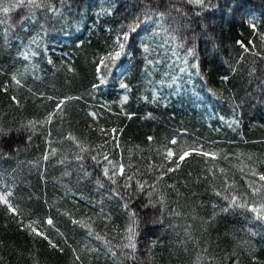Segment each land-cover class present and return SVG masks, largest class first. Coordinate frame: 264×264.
Instances as JSON below:
<instances>
[{
  "label": "trees",
  "instance_id": "trees-1",
  "mask_svg": "<svg viewBox=\"0 0 264 264\" xmlns=\"http://www.w3.org/2000/svg\"><path fill=\"white\" fill-rule=\"evenodd\" d=\"M51 2L57 7L60 5V0H51ZM164 2L166 3V0ZM204 3L203 9L198 5L187 3L178 5L182 6L191 18L190 30L182 32L181 35L196 36L194 42L204 77L200 79L187 72L180 73V67L183 65L176 63L170 75L179 77L177 80L179 89L169 88L167 81L164 87L158 86L161 73L168 70L167 59L151 78L157 82L156 84L150 83L149 78L145 76L143 64L137 59L139 53L136 52L141 37L145 35L141 31L132 34L126 48L129 55L121 57L113 66L108 83L98 90L95 99H90L88 96L91 84L98 82L95 78L94 59L111 50L119 26L127 23L134 14L141 11L140 0H113L112 3L108 0L101 7H97L94 0H72L71 9L66 6L64 15L59 18L38 12V22L25 25L28 31L17 29V32L12 34L22 36L24 44H27L31 37L36 36L38 42L31 50L36 51L37 55L30 61H25L21 56L23 46L18 41L12 39L10 47L5 50L3 38L0 36V84L9 79L13 70L22 69L25 64H35L37 67L35 73L29 71L25 77V86L19 89L18 95L21 104L24 105L23 109L15 107L9 109L8 97L0 92V111L9 113L5 117V127L13 129L8 135L0 136V151L10 152L12 157L11 159L0 157V173L9 178V183H12L14 177L16 192L19 191L30 201V206L23 207L33 209L32 215L26 217V222L28 219H43L51 215L55 227L59 228L70 244L79 248L85 243L84 231L79 226L73 225L71 219L61 213L69 211L75 218H80L85 213L92 215L99 211V206L93 208L88 202L99 201L102 194L97 191L95 185L98 169L93 167V162L87 156L83 164L93 175L79 184L76 182L75 171L79 165L74 160L67 165L72 171L70 179L61 178L65 166L57 164L55 160L48 162L46 171L43 163L39 167L29 163L43 153L44 137L36 134L31 144H28V133L16 129L24 118L33 115L42 116L54 107L55 102L41 99L40 93L45 97L57 98L84 95V100L72 101L67 105L66 110L72 121V129L82 139L86 136L88 143L92 145L99 143L100 137L97 133L86 130V123L91 121L85 116L88 110L85 101L97 108L99 104L107 103L112 106L114 113H119L120 98L128 95L124 108L134 113L132 119L104 113V119L101 120V123L109 128H124L121 142L126 147L140 145L146 149L148 135L157 138L153 147L164 138L171 140L172 137H176L180 144L203 143L207 150L209 144L217 142L215 148L223 149L230 157L237 153H245L264 160V84H262L264 59L252 54L253 51H258L264 56V45L260 36V33H264V0H204ZM233 5L238 7L233 10ZM108 8H112V15H96L101 9ZM161 10H164L163 7ZM195 13L201 15L196 16ZM26 14L27 10L24 8L13 9L9 18L15 24ZM2 16L3 14H0V17ZM250 23L256 24L255 32L249 26ZM41 24L44 25L43 29L40 28ZM152 27L148 28L149 32L152 31ZM109 28L112 30L107 31L106 29ZM157 39L162 42V37ZM237 40L242 41L249 51L243 52L236 43ZM249 41L252 43L249 44ZM191 44L190 40L187 46L191 47ZM242 53L244 61L238 65L239 70L233 73L231 68L237 66L236 62ZM179 54L182 57L184 50H180ZM49 59L53 61L52 64L47 62ZM69 66L75 69L74 73L68 71ZM120 67H124V71L123 75L118 76L117 69ZM251 68H255L256 71L250 77ZM223 76L229 77L227 82H222ZM121 82L129 86L128 92L119 87ZM154 87L161 97L157 102L152 101ZM29 88L32 92L28 91ZM208 89H212L216 97H213ZM177 90L181 92L179 97L175 95ZM33 92L36 96H33ZM144 97H147V100ZM233 120L238 123L230 127L229 123ZM77 121L79 124L76 123ZM59 127V119H57L52 126L53 138L60 134L57 131ZM64 127L67 129L68 125L65 124ZM55 146L69 147L68 144ZM17 148L20 149L18 153L14 151ZM143 155L147 157L148 152L145 151ZM125 157H127L126 151ZM133 163L144 167L148 161L146 159L140 161L138 157H134ZM230 163L237 161H219L220 166L226 168ZM205 167L203 157L192 155L186 159L179 173L172 174L168 178V182L173 179H187L189 172L195 177ZM42 171L45 179H41ZM237 181L243 190V179L238 173ZM69 183L76 193L74 198L66 197L61 187L62 184ZM181 191L186 195L191 191L197 193L191 200L181 203L202 204L203 207H198L197 211L205 218L211 214L212 203L224 206L223 201L206 190L205 183L192 185L190 189L181 188ZM103 192L106 193L107 189L105 188ZM81 195L84 197L83 200L79 198ZM45 199L48 201L47 205L44 203ZM49 205H51L50 210ZM105 208L114 213V222L123 228L126 214L117 206L116 201L106 200ZM140 215L143 217L145 212L141 211ZM147 215L158 217L159 212L153 213L152 209H148ZM171 223L182 225L184 221L182 219L171 221L165 214L163 225L157 224L147 230L142 228L138 244L140 261H144L145 264H193L198 249L191 242L186 245L179 244L175 233L180 232L182 238L183 230L171 229L169 227ZM193 224L194 235L200 237L202 241H210L209 254L223 256L225 252L232 251L237 240L248 239L256 249L257 259L264 262V227L253 221L251 214H242L239 210L221 213L216 221L208 226L206 233H202L203 226L199 221ZM38 227L45 230L46 226L38 225ZM96 227L98 231L102 230L103 224L98 222ZM46 230L54 241H59L63 245V239L57 235L54 228ZM157 238L159 242L152 251L154 260L149 261L146 248ZM88 243L90 247H96L100 242L88 241ZM161 243L163 247L160 246ZM0 257H2L0 264H33V257L39 261V264H69L71 251L65 247V252L61 254L52 250L43 238L20 231L5 207L0 205ZM241 262L251 264V259L242 254ZM92 264H114V262L110 258L106 259L102 250L99 259L93 254Z\"/></svg>",
  "mask_w": 264,
  "mask_h": 264
},
{
  "label": "snow or ice",
  "instance_id": "snow-or-ice-1",
  "mask_svg": "<svg viewBox=\"0 0 264 264\" xmlns=\"http://www.w3.org/2000/svg\"><path fill=\"white\" fill-rule=\"evenodd\" d=\"M110 3L113 0H109ZM142 9L134 14L127 23H122L119 26L117 35L113 40L111 50L99 55L94 59L95 78L98 82L92 83L88 92L90 99H95V94L98 90L106 85L109 77L112 74L113 66L121 57L129 55L126 48L129 44L132 34L144 32L141 37L139 47L136 52L139 53L138 60L143 64L145 76L149 78V82L156 84L157 82L151 78L159 71L160 65L168 61V70L161 73V79L158 82L159 87H164L166 81L169 88H177L176 75H170L171 69L176 63H181L180 73H190L195 77L204 79L201 69L199 57L197 55V47L195 44L196 36H182V32L190 30L191 18L182 6L184 3L189 5H198L202 9L205 7L204 0H151L145 2L140 0ZM72 0H60L59 7L55 6L51 0H0V36L3 38V47L6 50L10 47L11 40L15 39L23 46L21 56L25 61H30L31 58L37 55L36 51L31 50L32 46L37 44L36 36L29 39L27 44H24L23 37L20 35H12L21 31H28L25 26L28 23L36 24L38 22V12L42 14H51L59 18L64 15L65 7L71 9ZM163 7L164 10H161ZM235 10L238 5H233ZM24 8L27 14L21 18L18 23H13L9 18V14L13 9ZM107 14L112 15V8L101 9L96 13L97 16ZM200 16L201 13H195ZM154 25V27H152ZM249 26L256 31V24L250 23ZM152 27L149 32L148 28ZM43 29L44 25L41 24ZM126 29V30H125ZM111 31L112 29H106ZM261 43L264 45V33H260ZM162 37V42L157 39ZM192 41L191 47H188L189 41ZM236 43L243 49V52H248L249 49L240 40ZM252 41H249L251 44ZM180 50H184V55L181 57ZM254 56H259L264 59L261 52L253 51ZM174 58V59H172ZM195 61V62H191ZM244 61L243 53L236 65L231 68L233 73L239 70L238 65ZM52 64L53 61H47ZM29 71L35 73L37 67L35 64H25L22 69L13 70L8 80L0 84V92H3L8 97L10 103L8 108L13 107L23 109L18 92L19 89L25 86V77ZM69 72H75L71 66L68 67ZM255 68L249 70L251 77L255 73ZM123 75V73H121ZM170 77V80H169ZM35 78V77H34ZM228 76L221 77L222 82H227ZM264 84V81H262ZM119 87L125 92L129 91V86L121 82ZM32 92V89H28ZM208 92L216 97V93L212 89ZM36 96V93H32ZM176 96H180V90L175 92ZM41 99L54 101V107L47 111L42 116L33 115L24 118L19 122V127L16 131L24 130L28 133L27 143L31 144L33 136L39 134L44 137L45 148L40 157L29 163L34 167H39L41 163L46 166L50 160H55L57 164L65 166V171L61 174V178H71L72 171L67 168L71 161H75L79 167L75 170L77 174V184L90 179L92 172L86 170L83 161L86 156L93 162V167L98 169L95 178V185L98 192H101L99 201H89L93 208L99 206V211L92 215L85 213L80 218H75L73 213L64 211L61 215L68 216L75 226H79L85 233V243L77 248L68 242V239L60 232L59 228L55 227V221L51 215L43 219H28L31 216L33 209L23 208L20 203H15L16 199L14 188L15 179L12 178V183L8 182V177L0 173V205H3L7 213L17 223L20 231H26L30 236L41 237L47 241L52 250L63 254L65 247L71 251V260L69 264H92L93 254L99 259L100 253L103 250V255L106 259L110 258L114 264H145L138 257V244L142 228L147 230L150 227H155L157 224L163 225L165 214L171 221L182 219L184 223H171L169 227L173 230L182 228L181 233L176 232L178 243L186 245L191 242L198 249L193 264H242L241 256L246 255L251 259V264H264L257 259L255 255L256 249L248 239H239L233 245L231 252H225L223 256H217L215 253H210L211 243L209 240H201L200 237L194 235L193 222L199 221L203 226L202 233H206L208 226H211L221 213L241 211L242 214H251V219L262 227H264V160L254 157L252 154L237 153L230 157L225 154L223 149L215 148L217 142H212L208 145L207 150L203 143L188 145L187 143L180 144L176 137L171 140L164 138L160 143L156 142L154 135H148L146 141L148 147L142 148L140 145L134 147H126L121 142L124 128L111 127L102 124L104 113L109 115L125 116L132 119L134 113L128 112L124 108L125 102L128 100V95L120 98V112L114 113L112 106L107 103L99 104L98 108L93 104L87 105L85 116L91 122L86 123L87 132L97 133L100 137V142L94 145L89 144L86 136L81 138L80 135L72 129V121L67 112V105L72 101L84 100V95L64 96L57 98L54 96H44L40 93ZM147 100V97H144ZM161 97L158 95L157 88L152 89V101L157 102ZM166 99V98H165ZM9 115L6 111H0V136L8 135L13 129L5 127V117ZM151 114H149L150 116ZM59 119L60 133L56 138H53V124ZM79 124V121L76 122ZM238 123L233 120L229 126ZM65 124L68 128L65 129ZM69 147L62 148L55 145H65ZM17 153L19 148L15 149ZM125 151L127 157H125ZM147 151L148 156L143 153ZM192 155H197L204 158L206 167L199 174L193 177L192 172H189L187 179H173L168 182V178L175 173H179L186 159ZM0 157L3 159H11V154L0 151ZM134 157H138L140 161L147 160L148 163L141 167L138 163H133ZM229 162L236 160L237 163H230L229 167L220 166L219 161ZM237 173L243 179V190L237 181ZM41 179H45L44 172H41ZM206 184V190H209L215 198L224 202L221 207L216 203H212L211 214L207 218L200 216L197 209L203 207L202 204L181 203V201H189L196 196L195 191H191L186 195L181 188L190 189L192 185ZM66 197H75L76 193L72 190L71 184H62ZM107 189L104 193L103 190ZM175 197V199H170ZM81 200L84 197H79ZM31 199V197H29ZM115 200L117 206L126 214L125 224L123 228L114 222V213L105 208V201ZM47 205L48 201L45 199ZM139 205V208H137ZM51 205H49V210ZM152 209L153 213L159 212V216H148L147 210ZM144 211L142 217L140 212ZM103 224L102 230H97V223ZM38 225H44L45 230H40ZM47 228H54L57 235L63 239V245L59 241H54L47 233ZM255 235V233H252ZM111 236V238H109ZM88 241L100 242L96 247H90ZM159 242V238L153 240L146 248L148 260H154L152 251ZM219 241L217 240V246ZM163 247V244H160ZM185 251L187 248L185 247ZM2 261V257H0ZM33 264H39V261L33 257Z\"/></svg>",
  "mask_w": 264,
  "mask_h": 264
},
{
  "label": "rangeland",
  "instance_id": "rangeland-1",
  "mask_svg": "<svg viewBox=\"0 0 264 264\" xmlns=\"http://www.w3.org/2000/svg\"><path fill=\"white\" fill-rule=\"evenodd\" d=\"M105 1H106V0H95V3H96V5L99 7V6H101L102 3L105 2ZM15 197H16L15 202H16V203H20L22 207L27 206V205H29V206L31 205V203H30V201L28 200V198H27L25 195H23L22 193H20V192H16V193H15ZM34 203H35V202H34ZM36 205H37V202H36Z\"/></svg>",
  "mask_w": 264,
  "mask_h": 264
}]
</instances>
